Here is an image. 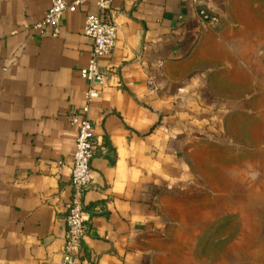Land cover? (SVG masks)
Instances as JSON below:
<instances>
[{"label":"crops","instance_id":"crops-1","mask_svg":"<svg viewBox=\"0 0 264 264\" xmlns=\"http://www.w3.org/2000/svg\"><path fill=\"white\" fill-rule=\"evenodd\" d=\"M239 2L202 0L219 18L211 26L191 0H113L116 45L99 61L107 82L89 112L96 153L82 263L150 264L160 202L181 183L185 150L211 109L198 55ZM50 6L0 0V264L62 259L77 133L69 119L84 105L92 43L83 31L97 9L88 1L65 13L53 38L34 29Z\"/></svg>","mask_w":264,"mask_h":264},{"label":"rangeland","instance_id":"rangeland-1","mask_svg":"<svg viewBox=\"0 0 264 264\" xmlns=\"http://www.w3.org/2000/svg\"><path fill=\"white\" fill-rule=\"evenodd\" d=\"M241 2L198 55L211 109L160 202L150 264H264V2Z\"/></svg>","mask_w":264,"mask_h":264},{"label":"built area","instance_id":"built-area-1","mask_svg":"<svg viewBox=\"0 0 264 264\" xmlns=\"http://www.w3.org/2000/svg\"><path fill=\"white\" fill-rule=\"evenodd\" d=\"M88 1L94 4L97 13L86 17L83 31L92 43L89 60L80 70L81 77L87 82L84 105L69 119L77 132L71 167L73 194L66 217L67 233L61 249L62 259L59 264H95L93 262L82 263L79 259L82 241L88 233L89 221L83 197L92 184L91 163L96 153L94 127L89 118V112L91 105L100 98L101 90L106 85L107 77L101 70L99 61L111 55L116 45L118 27L109 18L113 0H76L71 4L65 0H51V6L44 18L34 26V29L42 35L46 34L47 28H50L51 33L48 35L57 38L64 14L75 12L80 5ZM191 1L199 8L198 17L204 24L218 25L219 18L202 6V0ZM149 85L153 90L156 89L152 79Z\"/></svg>","mask_w":264,"mask_h":264},{"label":"water","instance_id":"water-1","mask_svg":"<svg viewBox=\"0 0 264 264\" xmlns=\"http://www.w3.org/2000/svg\"><path fill=\"white\" fill-rule=\"evenodd\" d=\"M64 243H65V240H64Z\"/></svg>","mask_w":264,"mask_h":264}]
</instances>
